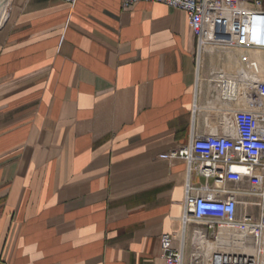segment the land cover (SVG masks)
<instances>
[{"label": "crops", "instance_id": "obj_1", "mask_svg": "<svg viewBox=\"0 0 264 264\" xmlns=\"http://www.w3.org/2000/svg\"><path fill=\"white\" fill-rule=\"evenodd\" d=\"M212 47L198 48L187 15L161 3L8 1L0 264H166L165 235L198 264H264V230L212 235L184 206L187 191L219 189L235 193L239 221H257L264 182L259 194L247 178L216 183L171 155L196 136L234 135L237 110L264 111L254 91L264 50ZM219 73L250 87L225 100Z\"/></svg>", "mask_w": 264, "mask_h": 264}, {"label": "built area", "instance_id": "obj_2", "mask_svg": "<svg viewBox=\"0 0 264 264\" xmlns=\"http://www.w3.org/2000/svg\"><path fill=\"white\" fill-rule=\"evenodd\" d=\"M61 1L70 6L77 2ZM138 2L161 3L183 11L200 49L218 44L222 47L234 45L264 50L262 0H121V5L129 7ZM239 79L237 83L234 78L218 74L217 84L225 100H234L236 94H244L249 89V82ZM254 91L263 99L264 82L256 83ZM234 122V135L196 136L187 145L176 148L171 155L184 159L189 171L196 170L206 179L213 178L216 183L223 180L239 182L247 178L252 193L259 194L264 182V111L237 110ZM234 195L219 189L211 192L207 187L196 195L187 191L185 211L193 221L205 222L212 229V235L220 225L233 229L252 227L264 230V204L257 221L250 217L239 221ZM161 253L166 264H198L195 260L184 258L182 251L174 247L170 235L162 237ZM212 264H222V260L215 259ZM238 264L245 262L241 260Z\"/></svg>", "mask_w": 264, "mask_h": 264}, {"label": "bare ground", "instance_id": "obj_3", "mask_svg": "<svg viewBox=\"0 0 264 264\" xmlns=\"http://www.w3.org/2000/svg\"><path fill=\"white\" fill-rule=\"evenodd\" d=\"M8 1L9 0H0V25L2 24V22L4 21L6 15H7ZM236 47H238V46H236ZM212 48L213 47L205 46L203 49L211 50ZM238 48H241V47H238Z\"/></svg>", "mask_w": 264, "mask_h": 264}, {"label": "rangeland", "instance_id": "obj_4", "mask_svg": "<svg viewBox=\"0 0 264 264\" xmlns=\"http://www.w3.org/2000/svg\"><path fill=\"white\" fill-rule=\"evenodd\" d=\"M198 227H202V226H198ZM238 263H239V261H237V260L236 261H234V260L230 261V264H238ZM247 263H248V260H247Z\"/></svg>", "mask_w": 264, "mask_h": 264}]
</instances>
